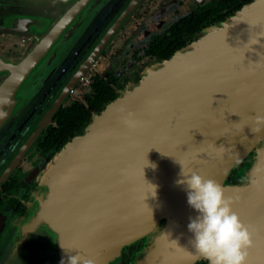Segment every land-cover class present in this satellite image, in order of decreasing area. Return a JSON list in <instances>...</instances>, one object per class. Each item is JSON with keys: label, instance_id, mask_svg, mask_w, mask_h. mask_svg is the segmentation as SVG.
<instances>
[{"label": "water", "instance_id": "obj_1", "mask_svg": "<svg viewBox=\"0 0 264 264\" xmlns=\"http://www.w3.org/2000/svg\"><path fill=\"white\" fill-rule=\"evenodd\" d=\"M101 3L0 0V32L33 37L24 57L0 58V126L20 87L42 83L45 63L57 71L77 54ZM257 114L264 115V0L149 67L95 115L40 173L2 260L19 259L25 238L44 233L50 264L65 255L60 244L106 264L138 239L148 244L132 264H195L203 258L186 227L195 212L175 184L181 165L222 187L251 234L246 264H264V126L256 130ZM245 159V181L225 185Z\"/></svg>", "mask_w": 264, "mask_h": 264}, {"label": "flooded vegetation", "instance_id": "obj_2", "mask_svg": "<svg viewBox=\"0 0 264 264\" xmlns=\"http://www.w3.org/2000/svg\"><path fill=\"white\" fill-rule=\"evenodd\" d=\"M253 1L102 0L77 42V54L57 71L45 63L38 74L42 83H24L12 108H5L11 115L0 126V264L51 263L44 233L25 238L19 259L2 260L15 242L14 226L28 211L40 173L149 67L170 59ZM32 44L31 35L0 32V58L19 60ZM246 167V159L240 161L224 184L243 183ZM147 244L132 241L107 263L130 264Z\"/></svg>", "mask_w": 264, "mask_h": 264}, {"label": "clouds", "instance_id": "obj_3", "mask_svg": "<svg viewBox=\"0 0 264 264\" xmlns=\"http://www.w3.org/2000/svg\"><path fill=\"white\" fill-rule=\"evenodd\" d=\"M252 121L259 130L264 126V115L257 114ZM175 184L184 188L186 203L195 212L186 227L191 233L189 243L199 256L207 264H246L251 234L232 210L231 199L224 196L222 187L215 180L181 165ZM151 185L155 196L156 186ZM60 247L65 255L61 256L59 264H96L92 257L83 256L77 250L66 251L61 244Z\"/></svg>", "mask_w": 264, "mask_h": 264}, {"label": "rangeland", "instance_id": "obj_4", "mask_svg": "<svg viewBox=\"0 0 264 264\" xmlns=\"http://www.w3.org/2000/svg\"><path fill=\"white\" fill-rule=\"evenodd\" d=\"M226 185V184H225ZM144 240H146V239H144ZM147 241V240H146ZM148 242V241H147ZM147 246V245H146ZM146 246H144V247H146ZM143 247V248H144ZM143 248H141L140 250H142ZM139 250V251H140ZM139 251H138V253H139ZM138 253H137V255H138ZM137 255L134 257V259L132 260V262L130 263V264H132L133 262H134V260L136 259V257H137ZM117 256V255H116ZM202 260H204V259H202ZM206 261V260H205ZM116 261L115 260H113V261H111L110 263H106V264H114Z\"/></svg>", "mask_w": 264, "mask_h": 264}, {"label": "trees", "instance_id": "obj_5", "mask_svg": "<svg viewBox=\"0 0 264 264\" xmlns=\"http://www.w3.org/2000/svg\"><path fill=\"white\" fill-rule=\"evenodd\" d=\"M198 264H206V262L205 261H201Z\"/></svg>", "mask_w": 264, "mask_h": 264}]
</instances>
